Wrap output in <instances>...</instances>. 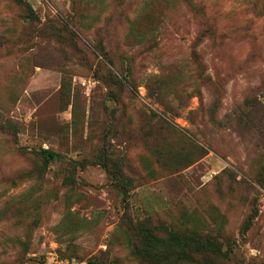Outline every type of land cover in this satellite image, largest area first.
I'll use <instances>...</instances> for the list:
<instances>
[{"label": "rangeland", "instance_id": "374dc122", "mask_svg": "<svg viewBox=\"0 0 264 264\" xmlns=\"http://www.w3.org/2000/svg\"><path fill=\"white\" fill-rule=\"evenodd\" d=\"M27 1L0 0V264H139V221L264 264V0Z\"/></svg>", "mask_w": 264, "mask_h": 264}, {"label": "trees", "instance_id": "16d2710c", "mask_svg": "<svg viewBox=\"0 0 264 264\" xmlns=\"http://www.w3.org/2000/svg\"><path fill=\"white\" fill-rule=\"evenodd\" d=\"M16 3L27 7L28 18L35 20L36 15L27 0H14ZM42 157L48 161L56 160L59 155L56 151L50 149H42L40 151ZM122 187L127 185L126 180L120 179ZM123 189V188H122ZM125 190V188L123 189ZM136 233L140 238V244L134 246V255L139 264H183L184 262L195 263L203 257H221L223 255H191L193 253H213L221 254L222 248L214 240L196 236H183L173 232L168 235H158L150 227L148 221H139L134 225ZM87 264H109L98 258H91Z\"/></svg>", "mask_w": 264, "mask_h": 264}]
</instances>
